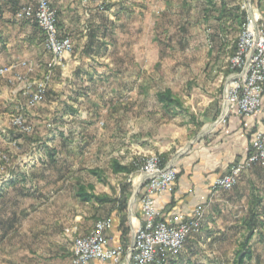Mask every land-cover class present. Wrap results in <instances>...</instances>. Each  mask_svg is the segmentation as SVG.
<instances>
[{
	"label": "rangeland",
	"instance_id": "374dc122",
	"mask_svg": "<svg viewBox=\"0 0 264 264\" xmlns=\"http://www.w3.org/2000/svg\"><path fill=\"white\" fill-rule=\"evenodd\" d=\"M255 1L224 0L223 17L221 0L215 6L205 0H73L67 17L50 2L58 27L71 38V52L55 60L41 32L44 68L38 72L26 61L28 67L0 77L9 97L0 109V244H13L15 262L41 227L100 220L90 204L95 199L83 201L79 191L117 200L129 191L134 199L138 168L148 158L177 159L210 133L242 24L250 14L261 16ZM85 43L94 46L90 54ZM41 81L46 91L31 105ZM160 94L176 107L164 105ZM254 172L261 176L250 187L249 203L241 197L240 206L223 209L218 223H204L199 233L209 229L216 238L202 243L210 264L221 255V263L235 264L238 221L252 213L257 227L250 242L253 258L246 264H264V169ZM6 262L0 258V264Z\"/></svg>",
	"mask_w": 264,
	"mask_h": 264
},
{
	"label": "crops",
	"instance_id": "0c3cea01",
	"mask_svg": "<svg viewBox=\"0 0 264 264\" xmlns=\"http://www.w3.org/2000/svg\"><path fill=\"white\" fill-rule=\"evenodd\" d=\"M72 1L50 0L64 17H67L69 9L73 8ZM255 5H260L257 13L264 16V0L255 1ZM25 6L35 8L36 2L35 0H0V66H9L20 61H27L35 65L38 70L39 67L44 68L47 57L43 47V36L35 21L16 17L17 11ZM84 46L88 53L91 49H94V46L88 43H85ZM70 62L72 63V61ZM64 66H68V63L65 62ZM2 82L3 80H0V83ZM7 96V93L2 91V87H0V109L6 106L4 103L9 99ZM221 109L222 104L217 114L218 116ZM0 114H2L1 111ZM258 131H264V100L262 108L255 114L250 117L232 115L226 125L216 126L210 133L203 136L198 143L191 146L186 153L177 157L175 189L172 193H162L155 196L157 209L165 217L172 214L191 215L197 206L203 205L206 210L204 220L206 227L211 226V223H213L212 219H215L214 223H218L216 221L217 217H221L223 209L229 206H240L238 202L241 197L242 202L246 200L249 203L251 200L250 187L260 181L261 175L254 172V170L260 168L259 166L245 171L240 176L237 185L229 192L218 191L213 193L211 185L217 177L227 173L233 164L241 162L247 157L251 150L253 137ZM7 143V141L4 142V144ZM142 180L143 176L138 173V185ZM244 183L248 186V188H245L246 192L240 189V186ZM5 190L9 191V189ZM233 193L236 195H233L230 200L224 197V195L230 196ZM124 194L123 199L117 200L112 197L102 201L92 200L90 202L92 207L97 208L100 211L99 213H101L96 215L97 219H112V226L106 231L110 247L131 245L133 228L143 222L140 196H138L136 203L131 198L129 191ZM262 204H264V199ZM251 211H255V209H251ZM79 218V216H76V221ZM246 219L247 217L244 216L238 221L233 259L235 258L238 245L245 235L246 230L242 223ZM231 223L237 222L232 221ZM94 225L95 222L60 223L59 227L52 230H48L46 226L41 227L40 231L42 233L39 231L41 235L38 239L31 241L29 246H23V252L18 262L14 260L12 243H7L6 247L0 244V258H5L7 260L6 264H68L71 257L73 238L89 233ZM66 229L71 231L66 232ZM210 232L208 229L204 236L198 234L191 237L188 240L185 251L183 250L169 264H210L211 259L202 256L201 252L202 243L210 244L209 242L212 238L216 239ZM222 239L223 237H219V241ZM0 243H2L1 240ZM222 259V255L215 257L217 264H223L221 263ZM88 264L128 263L112 260H92Z\"/></svg>",
	"mask_w": 264,
	"mask_h": 264
},
{
	"label": "built area",
	"instance_id": "2783aa9c",
	"mask_svg": "<svg viewBox=\"0 0 264 264\" xmlns=\"http://www.w3.org/2000/svg\"><path fill=\"white\" fill-rule=\"evenodd\" d=\"M35 2V8L22 7L16 17L35 21L44 35L45 50L55 60L60 61L71 52V38L63 34L58 27L57 12L50 0ZM48 65L51 66L50 63ZM28 66L26 61L0 66V77L19 67ZM230 68L232 73L225 88L222 109L211 127L212 130L216 126L226 125L232 115L250 117L262 108L264 16L250 14L246 17L230 59ZM48 77L46 76V79ZM46 85V81L38 83L36 92L29 100L31 105H36L42 100ZM255 166L264 169V131L255 133L247 157L233 164L227 173L217 177L211 185V191H230L237 185L240 176ZM138 173L143 176L142 188L139 191L143 222L133 228L132 244L110 247L106 231L112 226V219H100L89 233L74 238L68 264H88L92 260H112L128 264H169L184 250L188 240L200 233L205 220V206H197L191 215L172 214L167 217L156 207V195L172 193L175 189L176 158L164 162L159 156H151L138 168Z\"/></svg>",
	"mask_w": 264,
	"mask_h": 264
},
{
	"label": "trees",
	"instance_id": "16d2710c",
	"mask_svg": "<svg viewBox=\"0 0 264 264\" xmlns=\"http://www.w3.org/2000/svg\"><path fill=\"white\" fill-rule=\"evenodd\" d=\"M205 1L211 6H215V3H214L215 0H205ZM221 3H222V6L220 8V16L223 17L225 16V13L227 12V7L224 4V0H221ZM234 17L237 22L238 21L240 22V19L242 18V14L235 15ZM159 100L162 103H164V105H166L167 107H176V104L174 103L175 101L171 99V97H169L168 95L166 96V95L160 94ZM166 160L167 159L164 158L163 161L166 162ZM120 169L125 170V168L123 167H120ZM77 194H78V197H80L83 201L92 200V199H95L98 201L104 200L98 197L95 198L94 196H90V195L88 196L86 195V193H83L81 191H79ZM256 218H257L256 214L252 213L251 216L248 217L244 221V223H242L243 226H245L246 234L244 235V241L240 242V244L238 245V249L236 250L235 264H246L247 261H250L253 258L252 249L250 247V242L256 233V227H257Z\"/></svg>",
	"mask_w": 264,
	"mask_h": 264
},
{
	"label": "water",
	"instance_id": "95a60500",
	"mask_svg": "<svg viewBox=\"0 0 264 264\" xmlns=\"http://www.w3.org/2000/svg\"><path fill=\"white\" fill-rule=\"evenodd\" d=\"M228 85V84H227ZM182 155V153H177L176 154V157H179V156H181ZM142 183L143 182H141L138 186H137V189H136V191H135V193H134V201L136 200V198H137V194L139 193V191L141 190V188H142Z\"/></svg>",
	"mask_w": 264,
	"mask_h": 264
}]
</instances>
